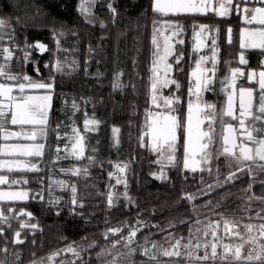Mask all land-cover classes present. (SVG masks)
Returning a JSON list of instances; mask_svg holds the SVG:
<instances>
[{
  "label": "trees",
  "instance_id": "16d2710c",
  "mask_svg": "<svg viewBox=\"0 0 264 264\" xmlns=\"http://www.w3.org/2000/svg\"><path fill=\"white\" fill-rule=\"evenodd\" d=\"M150 3L92 0L86 15L81 12V0H0V20L8 25L1 29L0 66L12 74L53 85L48 91L52 100L43 155L36 158L39 171H1L10 179L28 183L0 185V190L24 189L29 191V198L0 202V210L9 217L7 223H0V264H45L51 260L59 264H106L112 259L107 252L118 255V264H201L186 256L144 255L143 248L172 236L188 240L210 220L264 223L256 218L257 212L264 216V201L247 199L253 194L264 197V176L243 173L233 182L215 187L217 175L223 182L229 174L215 169L197 176L184 175L180 170L167 174L153 153L141 146L151 109L152 37L157 23ZM109 5L116 9L115 14ZM36 44L45 45L47 50L41 52ZM3 46L13 53L11 60L5 59ZM26 52L30 54L27 60ZM57 61L63 65L60 72L55 69ZM0 82L14 83L4 77ZM117 83L120 88L114 87ZM88 115L98 121L94 133L84 130ZM71 123L85 138V158L59 160L57 148L63 145V135L70 132ZM113 128L120 129L118 145ZM88 156H94L98 163L90 165ZM117 164L128 165L123 174L126 185L121 188L116 183L120 175ZM85 167L87 176L83 171L79 176L65 173ZM109 173H113L111 178ZM57 182L74 185L83 207L73 206L70 188H61ZM250 184L252 190L248 191ZM125 191L128 198L123 195ZM109 194L112 206L108 204ZM187 196L194 199H185ZM56 199L59 203L52 202ZM21 211L32 213V217L20 215ZM218 213H223V219ZM22 223L36 224L37 228L21 229ZM110 228H123L125 236L131 229H139L132 245L134 254L123 247V241L112 248V241L119 237L110 234L105 239ZM17 231L22 244L14 242ZM69 246L76 249L79 258L67 251ZM152 255L156 258L150 259Z\"/></svg>",
  "mask_w": 264,
  "mask_h": 264
},
{
  "label": "snow or ice",
  "instance_id": "6c2138e0",
  "mask_svg": "<svg viewBox=\"0 0 264 264\" xmlns=\"http://www.w3.org/2000/svg\"><path fill=\"white\" fill-rule=\"evenodd\" d=\"M92 0H81V12L85 14H90L89 4ZM250 0H242L244 5L241 8L240 5L235 3V0H153L152 10L161 16H168L169 14H181V13H196V14H207L209 12H214L215 14L223 17L227 16L231 10L242 11L244 14L245 23L248 25H257V27H246L240 33V47L245 49L248 47L264 49V6L253 7L249 9L247 4ZM256 3L264 5V0H255ZM113 14L116 13V9L109 5ZM155 25V21L153 22ZM163 24L165 26L164 31L160 28L154 29V34L152 37V44L158 49L159 44L156 38V32H159L163 36L164 40V54L159 56L157 60L153 62L152 68V82L150 85L151 91V104L156 109H165L166 111H157L155 114L151 112L148 114V125L147 131L143 133L140 137L141 146H144L143 141L145 137H149L152 143L153 151L158 153L160 163L163 160H167L168 163L175 161V153L177 151V144L181 137L183 136V151L184 160L183 167L186 170H190L192 173H196L198 170L203 172L205 169L199 168L200 164H211L213 159L219 160L220 156L231 157L235 161L243 162H255L257 160L264 162V70L259 73L252 71L246 75V79L251 83L255 82L258 84V89L253 87H238L237 77L245 76L239 68L232 69L231 79L222 82L224 90L227 93L226 104L223 108L217 109V105L212 103H207L201 100V93L205 91L212 90L214 84L215 76V64H216V52L215 49L212 51V68H204L202 65L206 63V58L201 56L195 63V69L192 71L191 75L195 80L194 91L192 88L189 89V94L195 96V103L189 101L187 109V118L181 121L178 116L172 115L171 113L175 111L174 105L179 103V98H169L159 93L163 89L168 88L170 85L176 84L175 80H170L168 78V73L172 70V65L167 63V58L172 54L173 46L169 43L170 36L166 35L165 32L172 27L171 22L164 20ZM8 25L4 20H0V29L7 27ZM207 25H200V31L196 32L197 43L196 50L198 51L203 45V41L200 39L201 33L207 28ZM179 29V26H176ZM231 33V29L228 30ZM173 35H177V31H173ZM0 39L3 36L0 35ZM183 43V41H179ZM212 44L215 45V40H212ZM41 52L46 51V46L43 44H36ZM3 53H6V60H11L13 53L8 49L4 48ZM29 53H25L24 59L27 60ZM183 56H177L175 58V63L180 64ZM239 62L245 64L246 60L243 53L239 57ZM163 63V76L160 75V69L158 65ZM63 65L60 61L56 62L55 69L57 72L62 71ZM0 77H4L8 81L14 83H0V133H3V140L8 141L12 138L24 139L32 143L29 144H13L5 145L0 147V154L4 155H19L24 157H41L43 155L44 144L36 143L37 131L46 134V125L48 122V110L50 108V102L52 99L51 95L36 96L29 94L32 90H50L53 85L51 83L37 82L33 80L28 75H15L10 71L6 70L4 66H0ZM119 76L117 77V80ZM114 87L120 88L119 83L115 84ZM179 88V85L176 84ZM15 93V94H14ZM75 108L76 105L73 104ZM225 117L229 121H235L234 125L231 122H226ZM219 121L221 125L220 139L221 147L216 149L214 152L209 151L215 143L216 135V124ZM19 126L23 128L24 126H32L31 131H8L6 125ZM98 121L95 119H85L84 120V130L85 132L90 130L91 126L97 125ZM260 125L259 127L257 125ZM205 126L206 129L205 130ZM114 141L118 145V133L119 128H113ZM73 142L71 144L70 154L77 161L85 158V144L84 136L81 135L80 131L76 128H72ZM254 146V147H253ZM65 151H68L67 145L65 146ZM60 149L57 148V152ZM95 151V149H93ZM197 156L201 159L198 161ZM90 165H96L98 161L94 156L87 157ZM264 168V164L259 165ZM128 165L124 164L121 167L119 164L116 165L118 173H125ZM0 169H7L8 172L13 171H39L34 163H21L17 161L16 163L0 162ZM248 172L251 173V168L248 167ZM73 176H79L81 171L84 172L85 176L88 175V168H73L69 170ZM207 171L211 174L212 168L209 167ZM237 171H245L244 167H239ZM219 173V169H217ZM113 173H109L111 178ZM158 178H163L158 177ZM236 172H231L224 181L219 180V175H217V184L215 187H223L224 184L231 183L236 180ZM123 178L119 175L116 176V183L120 184ZM27 184V180H16L10 179L7 175H0V185H11L16 184ZM61 187H69L72 193L71 204L73 206L83 207L82 203H78L76 194L77 188L74 185H65L64 182H57ZM126 185V182H125ZM209 189L215 190L213 185H209ZM252 190V185H249L248 191ZM204 195H209L208 192H204ZM125 198H128L127 191L123 193ZM29 198V192L25 190L19 191H2L0 190V201H24ZM43 199V197H41ZM185 199H194L191 196L185 197ZM249 201L253 199H259L264 201V197H256L255 194L248 196ZM53 203H59V199L52 201ZM108 204L112 206L113 197L111 194L108 196ZM15 211V210H13ZM223 219V213H218ZM20 215L32 217L30 212H20ZM256 218L264 220V216H261L259 212L256 214ZM243 219V217L241 218ZM248 219H252L251 216ZM9 217L4 214L3 210H0V223H7ZM195 223H202L200 220H196ZM221 221H209L205 225L203 230V236L207 237L209 231L213 238L212 242L201 243V237H195L194 234L189 238L188 243L184 245L186 251L184 253L180 252L178 249L181 245V240L177 239L173 245L172 251L164 250L162 255L167 257H180L186 256L189 259L200 261L201 264L211 260L212 264H215L216 258L218 256L217 247L221 238L217 236V231L220 228ZM11 227V225H9ZM30 227L35 230L37 228L36 224H21V229ZM158 227V226H157ZM223 227L225 234L231 239L232 237L239 238L242 243L235 247L234 251L230 245H223V253L220 254V260L223 262L227 261L229 254H232L234 260L246 261L248 264L256 262V264H264V243H259L260 240H264V223L259 225L254 224H244L243 227L245 231L249 234L248 238L245 239L238 231L239 225L234 221L223 220ZM258 233L257 236L251 235L253 231ZM123 228H110L104 234L105 239L111 236H118L119 238L112 241V248L115 249L117 245L121 244L123 241V247L128 249L129 254H134L136 249L132 245L136 242L135 238L139 229L133 228L128 234L122 235ZM191 233V228L189 229ZM197 232L201 230L196 229ZM3 230L0 229V235H2ZM21 233L17 231L15 233V243L22 244L23 240L20 239ZM192 238L196 239V243H192ZM148 237H145L147 240ZM183 239V238H181ZM245 244L258 245V249L253 248L245 255L243 249ZM211 248L210 253L208 248ZM153 247H156L153 244ZM201 247L204 248L205 253L203 256L198 255ZM6 251V249H4ZM67 251L73 253L79 258V253L76 249L71 246L68 247ZM150 249L143 248V254L149 255ZM196 253V254H194ZM104 252L98 253L97 256H102ZM107 255L112 257L111 261L106 262V264H118V255L113 252H107ZM155 255L150 256V259H155ZM50 259H52L50 257ZM74 264V262H72Z\"/></svg>",
  "mask_w": 264,
  "mask_h": 264
},
{
  "label": "flooded vegetation",
  "instance_id": "af4514ba",
  "mask_svg": "<svg viewBox=\"0 0 264 264\" xmlns=\"http://www.w3.org/2000/svg\"><path fill=\"white\" fill-rule=\"evenodd\" d=\"M235 3L240 5L241 8L244 7L242 4V0H235ZM153 0L150 3V9L153 13V20L156 19L157 23L155 28H160L161 31H164V20H168L171 22L172 27L169 28L165 34L170 36L169 43L173 46L172 54L168 56L167 63L172 65V70L168 73V78L170 80H175L176 84L179 85V88L176 87V84L170 85L168 88H165L160 92V95L174 98H179V103L174 105L175 111L171 114L178 116L181 121L186 120L187 118V109L189 101L195 103V96L189 94V89L192 88L194 91L195 80L192 77L191 73L195 69L196 61L201 57L206 58V63L202 65L204 68H212V51L215 49L216 52V64H215V76H214V84L212 86V90L205 91L201 93V100L207 103H212L217 105V109H221L225 106L227 100V93L224 90V86L226 85L227 80L231 79V71L232 69L239 68L245 76L237 77V86L238 87H253L258 89V84L255 82H249L246 79V75L252 71L259 73L261 70H264V49L259 48H245L241 49L240 47V33L246 27H257V25H248L245 23L244 14L242 11L231 10L227 16H219L214 12H209L207 14H196V13H181V14H169L168 16H161L158 13L153 12L152 10ZM259 3H256L255 0H250L247 4L249 9L253 7H261ZM179 26V29L176 26ZM200 25H207L208 27L201 33L200 39L203 41V45L200 49L196 50L197 37L196 32L200 31ZM229 29H231V33H229ZM173 31H177V35H173ZM154 34V33H153ZM157 42L159 44V48L157 49L153 45V55H152V67H151V82H152V68L153 62L158 59L159 56L164 54V40L163 36L160 35L159 32H156ZM183 41L180 43L179 41ZM212 40H215V45L212 44ZM243 53L244 58L246 60L245 64H241L239 62V57ZM183 56L180 64L175 63V58L177 56ZM160 69V75L163 76V63L158 65ZM222 82H225V85H222ZM157 111L164 112L163 109H156L151 104V109L148 114L151 112L155 114ZM226 122H231L234 125L235 121H229L227 117H225ZM148 125V116L145 129L143 131H147ZM260 126L259 124L257 125ZM221 125L219 121L216 124V135H215V143L209 151H215L216 149L221 147V139H220ZM143 135V134H142ZM183 143L184 139L181 135L178 144L177 151L175 153V161L171 164L165 159L158 163L159 155L158 153L153 151L152 143L149 137H145L143 144L144 147L148 148L156 157V162L162 166L164 169V173H167L170 170H180L184 175H198V173H202L201 171H197L196 173H192L190 170H186L183 167L184 160V151H183ZM254 147V146H253ZM200 156H197L196 159L199 161ZM264 164L259 160L255 162H237L231 157L220 156L219 160L213 159L211 164H208V168L211 167L215 169H219V172L225 174H230L231 172H236L237 177H239L243 173H247L252 177L262 178L264 176V168L259 165ZM202 168L201 164L198 166ZM239 167H244L245 171L240 172L237 171ZM248 167L251 168V173L248 172ZM207 168V169H208ZM205 169L203 172H206ZM124 174V173H122Z\"/></svg>",
  "mask_w": 264,
  "mask_h": 264
},
{
  "label": "rangeland",
  "instance_id": "374dc122",
  "mask_svg": "<svg viewBox=\"0 0 264 264\" xmlns=\"http://www.w3.org/2000/svg\"><path fill=\"white\" fill-rule=\"evenodd\" d=\"M86 15H88V14H86ZM90 18H91V17H88V19H90ZM90 20H91V19H90ZM0 35H1V29H0ZM3 47H4V48H7L6 46H3ZM4 48H3V49H4ZM2 52H3V51H2ZM3 54H4V56L7 55L6 53H3ZM0 83H2V82H0ZM48 91H49V90H32L30 93L33 94V95H36V96H44V95H49V94H48ZM14 94H15V93H14ZM51 100H52V99H51ZM50 103H51V102H50ZM48 112H49V110H48ZM86 119H94V118H93L92 115H88ZM73 127H76V126H75L74 124L71 123V124H70V132L67 133V134H65V135H63L64 143H63V145L59 148V149H60V151L58 152L59 160H65V159L76 160V159H75L73 156H71V154H70L71 144H72V142H73V139H72V137H73L72 128H73ZM76 128H77V127H76ZM97 128H98V124H97V125H94V126H91V127H90V130L87 131L86 133H94V132L97 131ZM77 129H78V128H77ZM205 130H207V129H206V126H205ZM80 133H81V132H80ZM81 135H83V134L81 133ZM84 144H85V151H86L85 138H84ZM66 145H67V147H68V151H65V150H64ZM154 152H155V151H154ZM200 159H201V158H200ZM159 160H160V158H159ZM201 166H202L203 169H207V168H208V167H207L208 164H201ZM3 170H6V171H7V169H3ZM65 173H71V172H70V171H65ZM119 176H121V177L123 178V181L126 182L125 176H124L123 174L120 173ZM123 176H124V177H123ZM125 182L120 183V184H119V187H120V188H121V187H124V186H125ZM16 185L19 186L20 184H16ZM13 186H14V185H13ZM19 190H24V189H19ZM19 190H15L14 188H11V189H6V190L4 189V190H2V191H19ZM25 191H27V190H25ZM28 192H29V191H28ZM24 201H26V200H24ZM0 202H16V201H0ZM237 224L239 225V227H238L237 230L240 231L241 235H243V236L245 237V239H247L248 236H249V234L245 231L243 225H244V224H249V223H243V222H241V223H237ZM250 224L259 225V224H256V223H250ZM204 228H205V226H203L202 228H200V230H201L200 232H195V233H194V236H195V237H201V243H202V244L205 243V242H212V241H213V238H212V236H211V232H210V231H209V235H208L207 237H204V236H203V230H204ZM251 235H253V236H257L258 233L254 230L253 233H252ZM192 236H193V234H192L190 237H192ZM217 236L221 238V241H220V242H217V243H218V247H217L218 256H217L216 260H219V261H221V260H220V254L223 253V245H224V244L230 245V246L232 247L233 251H234L235 247L242 243V241H241L239 238H237V237H232L231 239H229V237L225 234V230H224V227H223V221H221L220 228H219L218 231H217ZM177 239H180V240H181V245H180V247H179L178 250H179L180 252H185L186 249L184 248V245L188 243V240H189V239H188V240H185V239H181V237H174V236H172V237L166 239L164 242H162V243H160V244H158V245L155 244L156 247H153V245H151L150 247H148V249H150V252L160 253V254H162V252H163L164 250L172 251V250H174V249H173V245L175 244V242H176ZM192 243H193V244L196 243V239H195V238H192ZM259 243H264V240H260ZM253 248H256L257 250H259V249H258V245L245 244L244 249H243V253L246 255V254L249 252V250H251V249H253ZM210 251H211V248H210V246H209V248H208V252L210 253ZM204 253H205V250H204L203 247H201V249H200L199 252H198V255L203 256ZM194 254H196V253H194ZM172 257H176V256H172ZM227 261H234V262H237V261L234 260V257H233L232 254H229V256H228V258H227ZM243 263H248V262H246V261H239V262H238V264H243ZM252 263H253V262H252ZM45 264H59V263H57V261L54 262V261L51 260L50 262H47V263H45Z\"/></svg>",
  "mask_w": 264,
  "mask_h": 264
},
{
  "label": "crops",
  "instance_id": "0c3cea01",
  "mask_svg": "<svg viewBox=\"0 0 264 264\" xmlns=\"http://www.w3.org/2000/svg\"><path fill=\"white\" fill-rule=\"evenodd\" d=\"M29 94H31V93H29ZM31 95H33V94H31ZM6 128L8 129V131H21V132H23V131H31L32 130V126H27V125L24 126L23 128H21L19 126H12V125L8 124V125H6ZM45 136H46V134L41 133L40 131H37L36 143L44 144ZM2 137H3V133H0V147H4L5 145L18 144V143L19 144L32 143V142L24 140L22 138H20V139L12 138L8 141H4ZM36 158H38V157H24V156H19V155L0 154V162L16 163L17 161H19L21 163H34L37 166V168L39 169L40 166H39V163H38ZM1 171H4V170L0 169V173L2 175H4V172H1ZM14 172H22V171H14ZM5 175H7V174H5ZM7 176H9V175H7ZM23 180H25V179H23ZM17 190H19V189H17Z\"/></svg>",
  "mask_w": 264,
  "mask_h": 264
}]
</instances>
